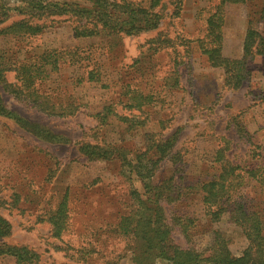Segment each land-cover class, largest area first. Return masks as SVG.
Listing matches in <instances>:
<instances>
[{
    "label": "rangeland",
    "instance_id": "1",
    "mask_svg": "<svg viewBox=\"0 0 264 264\" xmlns=\"http://www.w3.org/2000/svg\"><path fill=\"white\" fill-rule=\"evenodd\" d=\"M123 1L143 6L148 0ZM217 2L182 0L175 13L173 0H161L156 8L161 16L158 27L135 36L77 38L73 27L81 20L71 14L52 16L54 21L47 20L36 37L12 35L17 34V27L12 34H0V50L9 52L5 58L13 61V68L48 50L77 47L106 54L96 81L81 79L83 70L78 65H46L52 71L43 73L40 92L55 110L79 106L70 116L42 113L0 81L6 108L25 120L21 123L0 115V215L11 226L10 235L0 239V244L30 248L39 256L37 264H136L129 247L132 240L117 224L133 214L134 190L144 191L142 181L127 174L118 160H87L80 147L86 141L108 150L120 147L135 158V150L143 151L151 143L146 135L156 134V140L171 139L172 149L154 167L152 182L160 184L171 177L181 192L178 201H163L160 213L169 223L178 216L192 220L186 231L180 224L173 226L168 242L172 237L202 258L210 252L218 231L231 253L241 255L247 246L241 229L228 213L219 221L211 220L202 202L201 184L218 174L216 151L221 148L225 158L241 168L247 164L264 167V53L243 60L239 70L245 76L239 87L225 84L223 69L211 67L200 48L206 18ZM263 9L264 0L228 4L223 9L224 57L243 59L249 26L264 37ZM8 14L0 27L23 17L14 10ZM158 40L167 43L159 47ZM16 70L6 69V83H17ZM128 88L135 96L150 97L141 113L127 107ZM110 103L116 104L120 114L140 115L146 124L127 128L110 116L101 125L96 114ZM237 126L243 127L246 137L239 135ZM239 171L244 178L233 198L264 214L263 191L244 170ZM65 194L68 219L57 239L51 235L47 217ZM0 264H15V259L3 255ZM155 264L168 263L159 257Z\"/></svg>",
    "mask_w": 264,
    "mask_h": 264
},
{
    "label": "trees",
    "instance_id": "2",
    "mask_svg": "<svg viewBox=\"0 0 264 264\" xmlns=\"http://www.w3.org/2000/svg\"><path fill=\"white\" fill-rule=\"evenodd\" d=\"M87 4L69 2L67 0H0V26L9 17V11H18L23 17L17 22H11L0 27V34L14 33L17 27L19 38H32L42 33L47 26L46 21L53 22L54 16L74 15L81 20L73 27L74 36L77 38L97 37L103 34L110 36H135L153 30L158 27L160 14L156 8L161 4V0H148L146 5L134 6L130 2L123 0H85ZM179 13L178 7L182 0H173ZM213 6V11L206 18V34L200 41L202 53L206 55L208 64L213 68H222L225 74V84L234 88L239 87L244 79L241 73L244 62L248 57H254L264 53V37L252 27L246 30L243 41V59H230L221 54L222 50V26L224 13L223 9L228 4L245 3L247 0H217ZM10 2L12 5L10 6ZM264 13V9L262 10ZM53 16L51 19H47ZM10 34V33H9ZM158 46L164 47L165 40H158ZM111 48V47H110ZM8 51L0 50V81L5 83L15 97L26 100L38 111L47 115L65 117L73 115L79 106H72L69 111L55 110L48 97L42 95L41 77L43 73L50 74L52 71L46 70V65L61 64L68 62L71 65H78L82 68L81 79L96 81L99 68L103 66V58L106 54L101 51H91L77 47L64 48L59 51L48 50L34 54L33 61L28 64L21 63L17 67L12 66V60L5 58ZM108 55V54H107ZM54 59V62L52 60ZM38 59V60H37ZM52 60V62L50 61ZM10 62V63H9ZM18 69L17 83L5 82L4 72ZM17 71V70H16ZM81 82V80H80ZM130 96L127 98V107L143 111L150 98L148 95H133L135 91L127 90ZM0 115L19 120H25L15 112L8 110L0 96ZM99 123L102 125L112 116L126 124L127 128L144 126L145 121L139 120L140 115L130 113L120 114L116 110V104L105 105L96 114ZM27 123V122H26ZM240 136L247 133L242 126H237ZM156 134H148L149 143L143 151L135 150V158H129L126 151L120 147L108 150L98 144L91 142H81V151L87 160L115 159L120 162L122 169L127 174H135L142 181L144 191L138 193L134 190L135 209L133 214L121 218L117 228L123 230L131 238L132 259L136 264H155V259L161 257L168 264H264V214L257 210H250L243 201L234 199L235 187L241 184L244 176L239 170H244L247 178L254 180L264 193V167L251 168L249 164L241 168L225 158V150L216 151V160L220 162L217 175L211 180L202 182V202L206 207L208 215L212 221H219L222 216L228 213L232 223L238 226L246 241L247 246L241 255H234L228 248L227 240L218 231L214 232V239L210 252L203 256L199 252L182 247L170 239L173 226L180 224L183 231H186L192 222L189 218L181 216L174 218V223H169L163 217L161 204L164 202H176L180 199V185L170 177L160 184L152 182L154 167L171 153L172 140L158 139ZM145 136V137H146ZM155 137V138H154ZM242 176V178H241ZM240 179V180H238ZM232 199V201H230ZM68 219L67 195L63 197L52 214L47 217L50 225L51 235L60 239L66 229ZM10 224L0 215V239L10 235ZM168 247V248H166ZM69 248V247H67ZM83 255L82 252H78ZM11 256L15 259V264H37L38 254L26 246H12L5 243L0 244V256ZM84 256V255H83Z\"/></svg>",
    "mask_w": 264,
    "mask_h": 264
}]
</instances>
